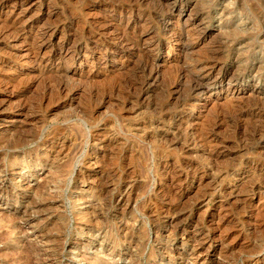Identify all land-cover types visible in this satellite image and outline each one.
I'll return each instance as SVG.
<instances>
[{
	"label": "rangeland",
	"instance_id": "1",
	"mask_svg": "<svg viewBox=\"0 0 264 264\" xmlns=\"http://www.w3.org/2000/svg\"><path fill=\"white\" fill-rule=\"evenodd\" d=\"M0 264H264V0H0Z\"/></svg>",
	"mask_w": 264,
	"mask_h": 264
},
{
	"label": "bare ground",
	"instance_id": "2",
	"mask_svg": "<svg viewBox=\"0 0 264 264\" xmlns=\"http://www.w3.org/2000/svg\"><path fill=\"white\" fill-rule=\"evenodd\" d=\"M202 85V84H201ZM199 86V85H198Z\"/></svg>",
	"mask_w": 264,
	"mask_h": 264
}]
</instances>
